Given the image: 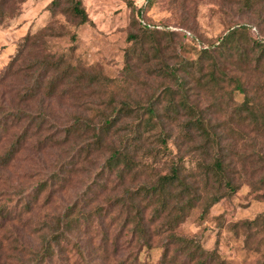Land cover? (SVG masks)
Segmentation results:
<instances>
[{
	"label": "trees",
	"instance_id": "16d2710c",
	"mask_svg": "<svg viewBox=\"0 0 264 264\" xmlns=\"http://www.w3.org/2000/svg\"><path fill=\"white\" fill-rule=\"evenodd\" d=\"M24 1L1 0L0 23L8 3ZM154 1L135 8L126 38L125 85L72 65L64 55L33 50L44 47V32L26 34L0 72L4 264H147L140 254L152 249L161 250L158 264H225L217 252L177 230L190 211L205 215L236 190L227 174L225 138L192 102L191 79L211 89L230 86L225 92L229 117L255 133L264 131V113L252 103L241 77L219 67L233 54L245 57L240 39L247 25L233 24L199 50L197 61L181 55L180 41L177 61L167 64L159 59L160 40L173 34L160 32L149 20ZM239 1L246 8L253 2ZM59 5L60 0L50 2V7ZM66 13L78 26L91 24L81 0H68ZM257 21L264 24L260 15ZM250 49L252 69L264 77V40H253ZM206 61V76L191 73L199 75ZM136 63L148 68L150 82L164 80L151 95L135 90L140 83L132 67ZM259 221L264 222V212L243 225Z\"/></svg>",
	"mask_w": 264,
	"mask_h": 264
},
{
	"label": "rangeland",
	"instance_id": "374dc122",
	"mask_svg": "<svg viewBox=\"0 0 264 264\" xmlns=\"http://www.w3.org/2000/svg\"><path fill=\"white\" fill-rule=\"evenodd\" d=\"M51 1L25 0L15 5L10 2L4 7L0 23V72L16 54L26 34L44 32V47L40 44L33 50L43 49L54 57L64 55L72 65L93 68L125 85V51L130 46L126 38L133 26L135 8L147 0H81L91 21L90 25L82 26L66 13L68 0H60L56 7H50ZM252 1V6L246 8L239 0H156L150 4L148 18L158 25L160 32L173 34L160 40L159 59L167 64L177 61L180 41L183 43L181 55L197 61L199 50L214 43L233 24L247 25V31L240 39L245 57L239 59L233 54L222 62L220 60L219 67L228 76L237 74L241 77L248 95L253 98L252 103L263 114L264 77L252 69L254 53L250 48L253 40H264V24L257 25V15L264 18V0ZM167 44H170L168 48ZM137 64L132 66L140 78L135 90L139 96L144 92L151 95L164 80L150 82L153 79L146 75L148 68ZM208 65L207 61L204 62L201 71L197 70L199 75L194 71L191 73L199 78L202 74L206 76ZM191 81L195 89L192 102L212 118V123L225 138L227 174L236 190L213 205L205 215H201L200 209L190 211L179 226L178 234L194 239L210 252H217L225 264H258L264 257V222L259 221L250 227L243 223L264 212V131L255 133L229 117L231 103L225 92L230 86L223 83L221 88L211 89L209 85L202 87L194 78ZM128 89L131 94L133 86L128 85ZM255 90L258 93L255 94ZM234 99L242 102L243 96L235 94ZM63 109L62 105L58 110ZM169 142L170 147L175 142L174 131ZM186 166L193 164L187 162ZM1 233L5 234L2 229L0 241ZM6 255L0 248V264H4ZM160 256V249L144 250L140 260L158 264ZM77 260L78 256V263Z\"/></svg>",
	"mask_w": 264,
	"mask_h": 264
}]
</instances>
